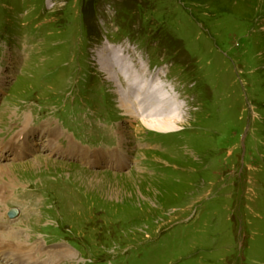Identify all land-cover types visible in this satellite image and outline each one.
<instances>
[{
  "label": "rangeland",
  "instance_id": "374dc122",
  "mask_svg": "<svg viewBox=\"0 0 264 264\" xmlns=\"http://www.w3.org/2000/svg\"><path fill=\"white\" fill-rule=\"evenodd\" d=\"M105 47L174 88L181 128L126 116ZM115 138L121 168L60 156ZM0 165V225L46 254L66 246L60 264H264V0H0Z\"/></svg>",
  "mask_w": 264,
  "mask_h": 264
},
{
  "label": "bare ground",
  "instance_id": "6f19581e",
  "mask_svg": "<svg viewBox=\"0 0 264 264\" xmlns=\"http://www.w3.org/2000/svg\"><path fill=\"white\" fill-rule=\"evenodd\" d=\"M97 57L101 65L100 68L102 67V72L108 77L107 80L112 83L117 82V85L119 80H121L119 89V92L121 93L119 95H121V97L118 98V104L120 109L128 114L126 116L130 117V120L140 122L144 128L146 127V129L165 134L172 133L182 127L184 114L182 115L181 112L182 106L178 104L179 97L177 95L175 97L173 94L175 91L174 88L171 89L170 86L167 85L166 94L164 89H162L163 93H161L157 85H155L156 81L154 82L152 80L153 78H146V74L142 73L143 70L141 68L137 69L136 67L132 72V68H129L128 66L129 63L127 62L128 64H126L123 55L116 50L105 47L104 52L100 51ZM147 70L150 71L148 68ZM110 72L113 73L110 74ZM164 87H166V85H164ZM160 88H163L162 85ZM21 125V132L18 133V135L12 136L8 141L10 146L14 144L13 141L16 137L23 142V144L18 147L21 150L15 149L16 156L18 157L20 155L17 154H20L21 152L26 154V152L30 151V148L25 145V139L28 135H32L33 131L35 132V130L28 125L27 117L24 118V122H22ZM41 127L44 131L41 133V137L43 138L44 135H47V143L50 145L51 151L59 154L60 145L58 143L54 144L53 141L58 139V142L61 134H59L56 128L50 123H46ZM68 143L66 149H63V154H60V156L69 158L79 157L87 164L100 165L103 163L104 165H115L119 168H121L127 160L128 155L121 152L122 147L124 149V144H121L120 142L118 145L121 148V151L114 148L112 152H102L101 154H98L95 151H92L89 154H84L81 149L75 147L73 142L69 141ZM46 145L44 147H46ZM104 159H106V161H104ZM8 169H10L9 166L0 165V175L5 171H8ZM1 180H3V177H1ZM2 189H4L3 193ZM8 189L7 186L4 188L0 185V203L3 200V197L7 195ZM0 226V253L8 252L10 255H15L16 259H13V262L15 261L16 264H22L24 259H29L31 261L32 259H35L34 262L39 264L37 258H42L44 255H46V258H44L40 264H60L62 257L68 256L69 253L71 254L70 249L63 245H59L57 248L55 247L46 254L43 252V245H40L37 242L27 244L22 241L23 237L21 234L24 232L23 229L17 227L16 230H13L10 227L6 230V228L9 227V224H3Z\"/></svg>",
  "mask_w": 264,
  "mask_h": 264
},
{
  "label": "water",
  "instance_id": "95a60500",
  "mask_svg": "<svg viewBox=\"0 0 264 264\" xmlns=\"http://www.w3.org/2000/svg\"><path fill=\"white\" fill-rule=\"evenodd\" d=\"M8 215H9V217H15V216H16V213L12 211V212L9 213Z\"/></svg>",
  "mask_w": 264,
  "mask_h": 264
}]
</instances>
